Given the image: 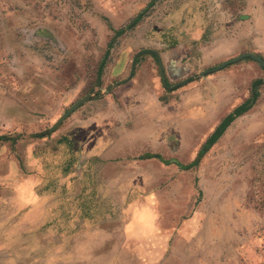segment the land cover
<instances>
[{
	"label": "rangeland",
	"instance_id": "374dc122",
	"mask_svg": "<svg viewBox=\"0 0 264 264\" xmlns=\"http://www.w3.org/2000/svg\"><path fill=\"white\" fill-rule=\"evenodd\" d=\"M148 1L0 0L3 10H17L23 18L25 14V20L35 25L41 21L49 29L42 32L43 39L33 40L22 53L14 48L0 52V135L12 138L0 140V188L17 183L30 171L40 177L42 185H68L56 188L55 199L72 200L77 206L79 201L87 202L90 216L102 215L105 236L109 237L105 249L112 243L127 246L124 231L134 232L129 243L135 255L112 257L121 264L123 259H129L130 264H264V91L258 108L238 118L223 140L210 147L200 146L202 152L193 168V164L172 163L165 178L164 171L147 164L127 171L128 175L114 184L108 175L114 169L103 166L108 174L99 177L100 194L80 190L85 184L95 187V161L86 162L79 148L71 155L63 154L53 138L48 139L67 132V123L74 126L85 119L80 107L86 100L49 129L75 101L99 92L94 87L99 85L96 77L88 85L83 83L93 72L102 49L100 42L106 43L113 30L141 13L133 26L110 41L108 61L101 73L102 80L108 81L104 89L116 79L108 76L110 64L115 67L128 54L121 73L124 76L137 50L158 45V38L175 39L174 31H162L165 22L176 19L175 12H166L183 0H153L146 6ZM99 23L105 25L101 40ZM17 34L24 37L29 31ZM2 35L13 40L9 32ZM51 37L61 41L60 47L49 41ZM81 55L84 69L76 77H84L83 82L78 86L81 79H77L70 92L69 88L54 92V86L64 79L66 61L79 62ZM190 246L204 249L193 255H169L173 248ZM147 248L152 249L151 254H144ZM159 249H164L162 257L157 255ZM107 258L104 256L105 261Z\"/></svg>",
	"mask_w": 264,
	"mask_h": 264
},
{
	"label": "crops",
	"instance_id": "0c3cea01",
	"mask_svg": "<svg viewBox=\"0 0 264 264\" xmlns=\"http://www.w3.org/2000/svg\"><path fill=\"white\" fill-rule=\"evenodd\" d=\"M172 11L176 19L165 22L162 32L174 31L175 39L158 38V45L145 48L156 52L162 65L163 83L159 73L156 74L158 67L152 53L140 54L131 75L121 76L128 55L125 54V61L115 67L110 64L108 76L116 79L104 89L108 81L102 80L101 73L108 61L110 35L106 43L100 42L102 49L93 72L83 83L94 81L103 59L96 77L99 85L94 86L99 92L94 97L86 94L88 97L80 107L85 119H79L78 126L67 123V132L48 138H53L56 149L63 154L71 155L72 150L79 148L86 162L95 161V187L85 184L80 190L102 192L99 177L103 179L108 174L102 170L103 166L114 169L108 174L109 181L118 184L128 175L127 171L147 164L164 171L165 178L172 163L191 165L220 121L248 98L254 79L260 83L254 88L257 95L250 106L235 115L208 146L223 140L238 118L258 108L264 91V69L248 57L203 75L199 72L241 53L264 55V0H183L166 13ZM22 19H26L25 14L23 18L21 12L3 10L0 5V52L14 48L22 53L33 40L43 39L41 34L48 27L45 23L38 21L35 25ZM102 26L105 27L101 23L97 26L100 40L104 35ZM21 30H28L29 34L21 37L17 34ZM4 32L11 33L13 40L3 38ZM148 32L151 34V30ZM49 41L60 47L58 38L51 37ZM83 69L82 55L79 62L67 60L64 79L54 86V92L64 88H69L68 92L75 90L84 78L76 74ZM70 155L66 156L67 161ZM39 182L40 177L30 171L17 183L0 188V264H121L112 257L135 255V248L130 246L133 231H124L127 246L112 243L105 249L104 242L109 237L105 236L103 216H90L87 202L79 201L77 206L72 200L57 201L53 192L57 187L69 188L68 185L45 186ZM192 183L193 180L191 186ZM193 204L194 201L191 208ZM203 249L173 248L169 255H193ZM151 250L145 249L144 254H151ZM163 254L164 249H159L157 255ZM122 264H130V260L123 259Z\"/></svg>",
	"mask_w": 264,
	"mask_h": 264
},
{
	"label": "trees",
	"instance_id": "16d2710c",
	"mask_svg": "<svg viewBox=\"0 0 264 264\" xmlns=\"http://www.w3.org/2000/svg\"><path fill=\"white\" fill-rule=\"evenodd\" d=\"M153 0H149L146 6H149L152 3ZM141 13H138L134 18H132L127 24H125L123 27L118 28L116 30H113V36L110 37L108 43H107V48L110 46V41L111 39L116 36L119 35L123 32L124 29L126 28H130L131 26H133V24L140 18ZM106 53V50H105ZM105 55V54H104ZM137 59V58H136ZM135 59V60H136ZM103 63V59H101V61L99 62L98 66H97V71H96V77L98 78V74L100 73V69ZM264 69V68H263ZM260 83L259 79H254L251 81V91H250V95L248 96V98L243 101L240 105H238L236 108L233 109V111L229 114H227L219 123V125L214 129V131L212 132V134L209 136L207 142L204 144V147L208 146L211 141L217 137L220 132L223 130V128L226 126V124L237 114H239L240 112L246 110L251 102L254 100L255 96L257 95V92L254 91V88L257 84ZM40 136H43V134L41 135V133L39 134ZM10 137L5 136V135H0V140H6L9 139ZM12 140V138H10ZM202 151H199L197 156L193 159V161L191 162V164L196 163L197 159L199 158V155L201 154Z\"/></svg>",
	"mask_w": 264,
	"mask_h": 264
},
{
	"label": "water",
	"instance_id": "95a60500",
	"mask_svg": "<svg viewBox=\"0 0 264 264\" xmlns=\"http://www.w3.org/2000/svg\"><path fill=\"white\" fill-rule=\"evenodd\" d=\"M142 53H152L154 54V56L156 57V63H157V67H158V73H159V77L161 80V83H163V79H164V75H163V71H162V65L160 63V61L157 58L156 52L151 50V49H139L137 50L131 57L130 60V65H129V72H128V77L131 75L132 71H133V67H134V63H135V59L137 58L138 55L142 54ZM244 57H248L249 59H251L252 61L256 62L259 66H261L262 68H264V58H262L261 56L251 53V52H245V53H241L239 55L230 57L224 61H222L221 63L210 67L208 69H204L202 71L199 72L200 75H203L204 73L210 72V71H215L218 69H221L222 67H224L226 64L228 63H232L236 60H239L241 58ZM88 97V95H85L83 97H81L80 99H78L77 101H75L72 105H70L53 123V125L49 128H55L57 126V124L69 113L71 112L73 109H75L79 103H81L82 101H84L86 98Z\"/></svg>",
	"mask_w": 264,
	"mask_h": 264
}]
</instances>
